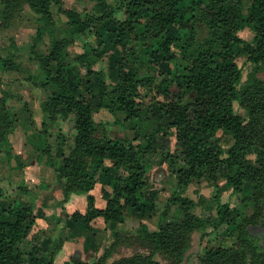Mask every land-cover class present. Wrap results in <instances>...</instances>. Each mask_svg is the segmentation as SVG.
Masks as SVG:
<instances>
[{"label":"trees","instance_id":"16d2710c","mask_svg":"<svg viewBox=\"0 0 264 264\" xmlns=\"http://www.w3.org/2000/svg\"><path fill=\"white\" fill-rule=\"evenodd\" d=\"M93 1L98 14L63 8L62 0H0L1 28H8L27 6L34 15L36 36L47 33L50 37L46 51L34 46L29 51L40 73L38 85L44 93L41 110L45 117L42 131L38 132L39 142L33 144V148L36 159L43 158L52 167L59 149L60 164L54 170L62 179L63 194H86V208L83 212H72L71 223L81 221L87 228L96 218H102L105 223H122L126 206L141 215L154 211V197L149 192L146 194V173L149 158L158 153L173 168L177 186L182 190L192 180L204 178L218 192L221 170L225 185L233 192H241L244 185L250 184L251 192L246 199L252 211L242 215L239 209L215 194L213 212L201 217L193 213L192 200L172 196L163 212L169 209V202H176L182 219L160 223L154 230L141 224L140 232L133 241L130 239L141 252L121 257L111 264H162L155 257L157 253L167 256L165 259L170 264H177L188 248L190 232H199L202 240L222 226L236 233L234 242L227 246L204 247L196 254V264H264V80L250 75L243 82L242 68L236 61L239 47L246 63L264 67V0H249L247 5L244 0ZM52 5L66 18L67 37H53ZM182 8L186 9V15L181 13ZM123 10H127L129 16L115 20L116 13ZM197 20L216 30V35L194 45ZM99 26L105 27L99 35L103 34L122 50V56L115 61L118 77L110 86L104 74L93 68L104 56L105 45L94 47L84 42L82 52L71 60L86 69L85 85H72L74 74L66 49ZM245 28L254 33L250 41L238 35ZM181 32L189 38L187 52L183 55L186 64L178 76L177 90L167 91L165 101L159 105L160 116L152 114L151 117L141 92L154 84V76L142 74L136 68L124 70L122 62L136 63L134 43L137 44L141 36L150 40L145 53L171 60L170 47L180 41ZM15 56L14 53L0 55L2 72L16 70ZM9 98L8 91L1 92L0 152L7 157L12 150L10 135L17 127V113L10 106ZM235 104L242 112L235 110ZM101 109L123 113L119 123L131 128L134 136L111 138L103 128L97 134L93 116ZM70 115L74 131L72 142L65 144V139L59 136L50 142L52 135L48 125ZM162 118L164 123L160 121ZM146 124H152L151 129L141 133ZM163 130L173 131V150L166 146L168 141L161 134ZM218 131L231 140L225 148L212 144ZM63 144L67 145L65 151L60 148ZM14 157L18 159L17 155ZM103 169L109 171L105 183L110 195L104 207L98 208L92 190ZM18 189L22 193L29 191L26 187ZM3 198L5 190L0 186V264H26V258L33 264H54L51 255L41 262L37 260L39 254H44L39 242L43 231L36 227L33 206L15 199L4 204ZM253 226L259 227L262 234H256L251 229ZM23 242L30 243L29 252L21 249ZM107 257L106 251L102 256L95 254L91 261H75L74 264H104Z\"/></svg>","mask_w":264,"mask_h":264},{"label":"rangeland","instance_id":"374dc122","mask_svg":"<svg viewBox=\"0 0 264 264\" xmlns=\"http://www.w3.org/2000/svg\"><path fill=\"white\" fill-rule=\"evenodd\" d=\"M244 2L247 5L249 0H244ZM94 3L93 0H62V7L98 14L97 9L94 8ZM51 9L54 19L53 37H67L65 16L58 12L56 5H52ZM181 13L186 15V9L182 8ZM33 16L30 11L24 9L20 16L12 20L8 28L0 27V55L4 57L14 53L16 54L14 59L18 62L16 70L10 72L0 70V94L2 91L10 93L9 104L17 113V127L14 133L10 135L11 156L7 157L3 152H0V186L5 190V198L1 199L2 203L7 204L15 199L19 203L33 206L36 227H40L43 231L39 242L44 254H39L40 256L37 258L39 262L47 259V256L50 255L54 258V264H74L75 261L88 262L92 260L95 254L102 256L107 251L108 257L104 264H111L121 257H128L141 252V249L130 241L140 232L141 224L146 225L150 230H154L160 223L179 222L182 219V212L176 202H169V209L163 212L172 196L180 195L192 200L194 202L193 213L201 217L213 212L215 194H218L223 202H228L232 207L239 209L242 215L251 213L252 207L249 200L246 199L251 192L252 186L250 184L244 185L241 192H233L225 185L222 177L224 172L221 170L218 192L213 184L204 178L192 180L182 190L177 186L173 168L164 162L157 153L149 158L150 167L146 173V194L148 195L149 192L154 197V211L141 215L136 209L126 206L124 210L125 220L122 223H105L102 218H96L91 222L90 228H87L81 221L72 224L69 215L76 210L84 211L86 194L76 192L63 194L62 179L54 170L60 164L59 149L53 157L54 166L52 167L47 165L43 158L38 161L33 148V144L39 142L38 132L42 131V121L45 117L41 110L44 93L38 85L40 73L35 63L31 61L29 51L31 46L40 51H46L50 39L47 33L43 36H36V24ZM128 16L129 12L123 10L121 13H116L114 19L123 20ZM104 30L105 27L102 26L93 28L67 47V61H71L70 68L74 74L71 78L72 85L79 83V87L85 85L86 69L71 60L75 54L82 52L84 42L94 47L105 45L104 56L96 61L93 68L104 74L108 85L112 86L115 83L118 77L115 61L122 56V50L118 46H114L103 34L99 35ZM194 31V45L202 44L216 35V30L206 27L201 20L194 23ZM238 35L250 41L254 33L249 28H245L239 31ZM179 38L180 41L170 47V52L173 55L171 60L165 61L160 57L145 53L144 51L150 46V40L141 36L139 42L134 43L136 56H138L136 63L122 62L121 68L124 70L136 68L142 74L147 73L154 76V84L141 92V99L144 106L149 107L151 117H153L152 114L155 117L160 116L159 105L165 101L169 92H176L177 90L178 76L182 72L183 65L186 64L183 55L187 52L185 49L189 37L181 32ZM244 60L245 55L239 47L236 48V61L242 68L243 82L250 75H255L264 80V67L246 63ZM168 90L169 92H167ZM234 108L237 112H242L237 104L234 105ZM93 118L97 134H100L103 128L111 138L124 136L131 138L134 136V131L131 128H124L120 125L119 120L123 118V113L119 111L110 113L101 109L94 113ZM160 121L164 123L165 120L162 118ZM151 127L152 124H146L140 132L146 133ZM48 131L52 135L50 142L59 136L65 139V144L71 143L74 134L72 116L63 117L58 122L50 123ZM161 134L168 141L166 146L173 150L175 142L173 131L163 130ZM230 142L228 136L218 131L212 144L225 148ZM65 147L67 145L63 144V147H60L61 151H65ZM13 154L14 156L17 155L18 159ZM250 159L253 160L252 157ZM108 172V170L103 169L98 173L92 190L95 206L98 208L104 207L110 195L109 187L105 183ZM20 187H26L29 191L22 193L18 189ZM251 229L258 235L262 234L259 227L253 226ZM235 234V232L226 231L222 226L217 232L209 234L201 240L199 232H190L188 248L184 252L181 262L177 264H196V254L201 252L204 247L230 245L234 242ZM21 249L29 252L31 250L30 243L23 242ZM155 257L162 264H170L165 259L167 256L161 253H157ZM25 263L33 264L29 258H26Z\"/></svg>","mask_w":264,"mask_h":264},{"label":"crops","instance_id":"0c3cea01","mask_svg":"<svg viewBox=\"0 0 264 264\" xmlns=\"http://www.w3.org/2000/svg\"><path fill=\"white\" fill-rule=\"evenodd\" d=\"M25 9H27L28 11H29V9H28V7L27 6H25ZM10 141H11V138H10ZM11 144H12V142H11ZM93 193V192H92Z\"/></svg>","mask_w":264,"mask_h":264}]
</instances>
